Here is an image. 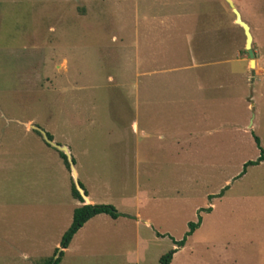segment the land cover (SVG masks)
Listing matches in <instances>:
<instances>
[{
    "label": "rangeland",
    "instance_id": "rangeland-1",
    "mask_svg": "<svg viewBox=\"0 0 264 264\" xmlns=\"http://www.w3.org/2000/svg\"><path fill=\"white\" fill-rule=\"evenodd\" d=\"M232 1L253 66L225 0H0V264L54 259L82 204L34 127L121 213L58 264H236L235 241L264 240V161L244 165L264 150V0Z\"/></svg>",
    "mask_w": 264,
    "mask_h": 264
},
{
    "label": "trees",
    "instance_id": "trees-1",
    "mask_svg": "<svg viewBox=\"0 0 264 264\" xmlns=\"http://www.w3.org/2000/svg\"><path fill=\"white\" fill-rule=\"evenodd\" d=\"M47 136L49 139H52V136L47 133ZM255 141L258 144L259 140L257 137H255ZM60 157L63 159L65 165L68 167V161L66 159V156L63 152L59 151ZM74 161V160H73ZM261 161H264V150H261L260 155L258 158L254 161H247L244 165L245 167L247 165H255L259 164ZM81 185V184H80ZM82 186V185H81ZM86 193V191H85ZM71 194L74 198L78 199L82 204L76 206L72 211V217L71 222L68 228L64 231V233L61 236L60 242H59V254L56 259L50 258L49 261H47L45 264H58L61 257L63 256L64 252L63 249L67 248L72 237L74 234L92 217H94L97 214H108L112 218H117L119 215H121L120 212H117L116 208L111 204H92L88 203L85 204L81 196L79 195L78 191L76 190L74 184H71ZM87 195V193H86ZM200 216L198 217L197 222H190L189 223V231L187 234H190L197 226H199L200 223ZM184 242V239L179 241V245H182ZM57 252V248L54 251V254ZM175 252V250H171L167 252L166 254L162 255L159 259L161 264H171L172 255Z\"/></svg>",
    "mask_w": 264,
    "mask_h": 264
},
{
    "label": "water",
    "instance_id": "water-1",
    "mask_svg": "<svg viewBox=\"0 0 264 264\" xmlns=\"http://www.w3.org/2000/svg\"><path fill=\"white\" fill-rule=\"evenodd\" d=\"M229 7L231 8V11L234 14V22L235 24L239 25L244 33V37H245V41H244V49L247 52V55L249 57V66H253L254 65V51L252 49V34L250 32V27L248 25V23H246L240 15V12L238 11V9L236 8L235 4L233 3L232 0H225ZM35 129H37L39 132H41V134L43 135L44 140L49 143L51 146L57 148L59 151L63 152L64 155L66 156V159L69 163L70 169H71V173H72V177H73V184L76 188V190L78 191L79 195L81 196V198L83 199L85 204L90 203L88 196L85 193V190L83 189V187L80 185L79 181L77 180V172L76 169L74 167V161L73 158L71 156V153L68 149V147L66 145H59L55 142H53L51 139L48 138L46 132L38 127H34ZM59 251H57V253L54 256V259H56L58 257Z\"/></svg>",
    "mask_w": 264,
    "mask_h": 264
},
{
    "label": "crops",
    "instance_id": "crops-1",
    "mask_svg": "<svg viewBox=\"0 0 264 264\" xmlns=\"http://www.w3.org/2000/svg\"><path fill=\"white\" fill-rule=\"evenodd\" d=\"M89 202L94 204L95 200L88 194ZM234 244V245H233ZM233 246L235 250L236 264H264V240L249 239V240H237ZM70 243L67 248L63 249V252L68 251Z\"/></svg>",
    "mask_w": 264,
    "mask_h": 264
}]
</instances>
